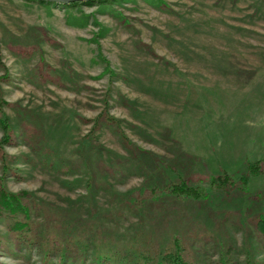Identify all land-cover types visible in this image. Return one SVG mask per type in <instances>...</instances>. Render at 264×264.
<instances>
[{
    "label": "rangeland",
    "instance_id": "obj_1",
    "mask_svg": "<svg viewBox=\"0 0 264 264\" xmlns=\"http://www.w3.org/2000/svg\"><path fill=\"white\" fill-rule=\"evenodd\" d=\"M62 4L0 0V264H264V0Z\"/></svg>",
    "mask_w": 264,
    "mask_h": 264
},
{
    "label": "trees",
    "instance_id": "obj_2",
    "mask_svg": "<svg viewBox=\"0 0 264 264\" xmlns=\"http://www.w3.org/2000/svg\"><path fill=\"white\" fill-rule=\"evenodd\" d=\"M32 1H36L38 3H42V4H47V3H51V2H47V1H42V0H32ZM106 1H110V0H81V1H74V2H65L62 5H76L78 3H103ZM183 183H179L177 186H182ZM184 191V195H194V196H199L198 192L199 190L197 188H192V187H184L183 189ZM0 206L1 208L5 209L6 212H11V213H16V212H20L22 210L23 214L25 215V217L27 216V212L26 209L24 207H22L19 198L16 194H10L8 192L5 191H0ZM262 221V220H261ZM15 222H21L19 220H16ZM23 226L21 228V230H29V224H27L26 222H23ZM17 225V223H16ZM18 226V225H17ZM44 254V253H43ZM47 255V254H45ZM45 255L43 256V258L45 259L44 261L48 263V260L45 258ZM178 254H170L169 258L167 259L170 264H185L179 256H177ZM60 264H62L60 262Z\"/></svg>",
    "mask_w": 264,
    "mask_h": 264
},
{
    "label": "water",
    "instance_id": "obj_3",
    "mask_svg": "<svg viewBox=\"0 0 264 264\" xmlns=\"http://www.w3.org/2000/svg\"><path fill=\"white\" fill-rule=\"evenodd\" d=\"M42 1L54 2V3H65V2H74V1H81V0H42Z\"/></svg>",
    "mask_w": 264,
    "mask_h": 264
}]
</instances>
